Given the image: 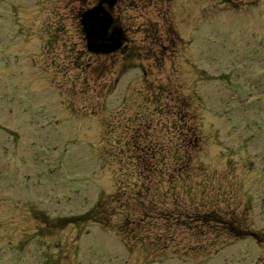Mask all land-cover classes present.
Segmentation results:
<instances>
[{
  "label": "rangeland",
  "instance_id": "rangeland-1",
  "mask_svg": "<svg viewBox=\"0 0 264 264\" xmlns=\"http://www.w3.org/2000/svg\"><path fill=\"white\" fill-rule=\"evenodd\" d=\"M53 1L47 10L30 8L34 25L40 24L31 40L14 35L8 15L13 6L5 2L0 9V223L6 221L11 236L6 250L0 245V261L34 264L35 242L24 234L41 225L42 220L30 217L33 209L44 210L54 200L60 201L54 202L55 219L87 214L102 226L90 222L85 231L89 225H106L116 235L122 227L131 237L146 234L150 240L144 245L130 241L133 254L128 256L119 239L121 244L108 246L112 257L107 259L94 229L75 248L65 240L60 254L49 252L59 250L57 244L41 248L37 264H90L85 250L90 243L96 245L91 248L95 264L116 259L119 264H178L160 254L164 248L188 254L186 264H264V246L255 250L249 239L240 246L241 241L222 238L216 227L202 226L193 217L216 211L226 221L264 227V210L256 207L264 199L258 189L264 187V0H120L112 15L124 33L123 52L105 57L84 51L75 19L95 0ZM58 18L63 25L54 30L49 23ZM125 59L130 65L126 86L121 80L112 82ZM191 61L200 72L188 68ZM182 97L183 107L171 103H181ZM121 99L127 107L122 104L112 113ZM154 104L164 107L171 121L180 120L179 131L168 132L163 124L170 121L154 112ZM183 137L188 145L193 142L188 151L192 159L180 172L171 160L165 164L170 169L154 166L139 172L131 158L140 157L142 148H126L143 139L168 146ZM216 152L224 153L222 162L214 158ZM61 160L72 177L88 182L61 189ZM252 168L257 177L251 176ZM29 176L31 183L36 177L41 189L26 201L17 189ZM240 179L251 182L249 191L235 192ZM251 199L255 202L250 206ZM94 208L98 215H92ZM70 228L57 238L52 233L51 240L61 245L65 234L78 238L81 228ZM5 232L1 225L0 233ZM201 243L216 251L217 258L207 256ZM248 249L258 251L252 260Z\"/></svg>",
  "mask_w": 264,
  "mask_h": 264
},
{
  "label": "water",
  "instance_id": "water-1",
  "mask_svg": "<svg viewBox=\"0 0 264 264\" xmlns=\"http://www.w3.org/2000/svg\"><path fill=\"white\" fill-rule=\"evenodd\" d=\"M90 41H91V43H93L94 45L97 44V43H95V41H93L92 39H90Z\"/></svg>",
  "mask_w": 264,
  "mask_h": 264
}]
</instances>
